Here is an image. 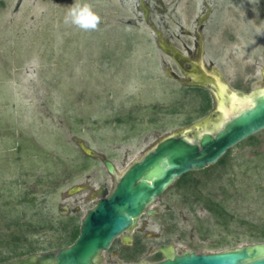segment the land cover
<instances>
[{
    "label": "rangeland",
    "instance_id": "obj_1",
    "mask_svg": "<svg viewBox=\"0 0 264 264\" xmlns=\"http://www.w3.org/2000/svg\"><path fill=\"white\" fill-rule=\"evenodd\" d=\"M86 2L94 31L65 23L76 0H0V261L71 245L66 231L115 186L104 160L121 174L167 135L212 127L218 82L238 98L264 90V0ZM253 135L150 204L126 233L132 256L118 238L98 262L264 242Z\"/></svg>",
    "mask_w": 264,
    "mask_h": 264
},
{
    "label": "water",
    "instance_id": "obj_2",
    "mask_svg": "<svg viewBox=\"0 0 264 264\" xmlns=\"http://www.w3.org/2000/svg\"><path fill=\"white\" fill-rule=\"evenodd\" d=\"M219 86L218 82L216 92ZM215 113L209 129L197 127L194 137L187 133L167 135L121 174L116 173L111 160L105 159L108 170L115 174V186L85 213L80 234L71 245L32 252L0 264H100V253L134 226L142 214L150 212V204L181 176L216 164L231 147L264 130V91L241 98L226 118L219 108ZM163 250L166 256L161 260L127 264H264V242L212 252L191 250L180 254L172 246Z\"/></svg>",
    "mask_w": 264,
    "mask_h": 264
},
{
    "label": "flooded vegetation",
    "instance_id": "obj_3",
    "mask_svg": "<svg viewBox=\"0 0 264 264\" xmlns=\"http://www.w3.org/2000/svg\"><path fill=\"white\" fill-rule=\"evenodd\" d=\"M197 83V82H196ZM195 83H193L192 85H194ZM221 86V87H220ZM220 86H219V91L216 92V89L214 90L215 93H217V95L219 96V100H218V104L216 105L215 109L212 113L213 117L215 118L216 116V113L215 111L218 110V108L222 111V113L224 114L223 116L225 117L230 111H232L233 109H235V107L238 105V103L240 102L241 98H238V95L236 92H232L231 94H227L228 92H226V88H224L223 84L220 83ZM264 91V90H263ZM216 95V94H215ZM211 115V116H212ZM108 169V168H107ZM109 171V170H108ZM110 172V171H109ZM113 174V173H112ZM114 175V179H115V174ZM182 177V176H181ZM181 177L179 179H181ZM115 182H116V179H115ZM107 194L109 193H104V196H106ZM150 212L147 210L145 212V214H154L156 213V210H152V209H149ZM143 214L140 216L142 217ZM140 217L138 219H140ZM138 224V220H137V223L132 226L131 228L127 229L122 235H120L119 237L115 238L113 241H112V245H113V242L116 240V239H121V243H123V245H134L133 248L128 252L130 254V256H132L136 251H137V245L139 244L138 240H139V237H138V234L135 233V234H132V236H129L127 235L126 236V233L134 228L136 225ZM81 228V226H80ZM112 245L109 247V249L112 247ZM163 247L164 245H162L159 249H158V252L161 253L164 257L166 256V253L165 251L163 250ZM107 249V250H109ZM113 253L114 254H120V250H113ZM132 254V255H131ZM22 256V255H21ZM20 256V257H21ZM18 258V257H17ZM14 259V258H13ZM11 260V259H10ZM5 261H8V260H3V261H0V263L2 262H5Z\"/></svg>",
    "mask_w": 264,
    "mask_h": 264
},
{
    "label": "clouds",
    "instance_id": "obj_4",
    "mask_svg": "<svg viewBox=\"0 0 264 264\" xmlns=\"http://www.w3.org/2000/svg\"><path fill=\"white\" fill-rule=\"evenodd\" d=\"M100 22L101 17L86 0H76L65 17V23H71L83 31L96 30Z\"/></svg>",
    "mask_w": 264,
    "mask_h": 264
},
{
    "label": "trees",
    "instance_id": "obj_5",
    "mask_svg": "<svg viewBox=\"0 0 264 264\" xmlns=\"http://www.w3.org/2000/svg\"><path fill=\"white\" fill-rule=\"evenodd\" d=\"M207 105V104H206ZM206 107H209V105H207ZM254 137V135H252V137H250V138H248V139H252ZM229 152V151H228ZM227 152V153H228ZM225 159H226V157H223L219 162H218V164H221V163H223L224 161H225ZM217 164V165H218ZM207 169V168H206ZM187 175V174H186ZM183 177H185V175L183 176ZM182 177V178H183ZM209 207V206H208ZM209 209H211L210 207H209ZM79 234H80V226H78V225H76V226H73V228H69L67 231H66V234H65V236H68L69 237V239L70 240H72V242H74V240L79 236Z\"/></svg>",
    "mask_w": 264,
    "mask_h": 264
},
{
    "label": "bare ground",
    "instance_id": "obj_6",
    "mask_svg": "<svg viewBox=\"0 0 264 264\" xmlns=\"http://www.w3.org/2000/svg\"><path fill=\"white\" fill-rule=\"evenodd\" d=\"M229 113H230V112H229ZM229 113H228V114H229ZM228 114H227V115H228ZM227 115L225 116V118L227 117Z\"/></svg>",
    "mask_w": 264,
    "mask_h": 264
}]
</instances>
